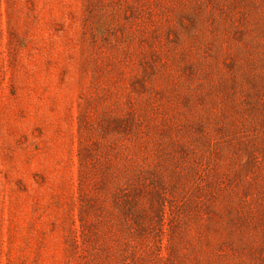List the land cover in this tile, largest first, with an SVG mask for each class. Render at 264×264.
Returning <instances> with one entry per match:
<instances>
[{
  "label": "rangeland",
  "instance_id": "1",
  "mask_svg": "<svg viewBox=\"0 0 264 264\" xmlns=\"http://www.w3.org/2000/svg\"><path fill=\"white\" fill-rule=\"evenodd\" d=\"M0 264H264V0H0Z\"/></svg>",
  "mask_w": 264,
  "mask_h": 264
}]
</instances>
